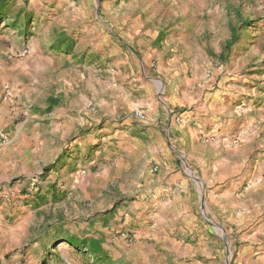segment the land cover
<instances>
[{"label": "rangeland", "instance_id": "374dc122", "mask_svg": "<svg viewBox=\"0 0 264 264\" xmlns=\"http://www.w3.org/2000/svg\"><path fill=\"white\" fill-rule=\"evenodd\" d=\"M5 5L3 21H14L46 60H54L53 90L37 93L61 89L60 111L73 119L61 154L70 164L80 163L84 173L87 168L118 176L103 180L100 192L90 187L89 197L75 190L66 202L45 203L26 240L29 250L17 244L20 256L9 251L12 264H264V0H9ZM233 30L237 37L227 49ZM63 40L71 46L59 52L55 44ZM135 109L150 118L137 119ZM174 112L188 115L178 125L186 124L203 143L239 144L243 129L250 137L244 169L240 153L228 157L231 173L240 171L209 196L170 136L178 165L197 181L200 194L182 206L188 229L175 236L178 247L161 258L156 246L144 251L133 230L134 220L135 227L144 226V208L135 202L142 186L134 185L133 174L140 161L157 164L150 150L138 157L135 142L146 145L164 134L160 118ZM203 120L209 127L203 128ZM135 213L140 214L134 219ZM90 239L100 247L96 253Z\"/></svg>", "mask_w": 264, "mask_h": 264}, {"label": "crops", "instance_id": "0c3cea01", "mask_svg": "<svg viewBox=\"0 0 264 264\" xmlns=\"http://www.w3.org/2000/svg\"><path fill=\"white\" fill-rule=\"evenodd\" d=\"M8 1L0 0V132L10 138L8 145L0 147V264L13 263L9 260V251L14 256H20L21 250H14L17 244L18 247H25L22 251L29 250L30 245L26 240L31 228L38 225V216L45 203L66 202L75 190L82 192L81 197H89L90 187L100 192L103 180L106 181L108 177L111 181L118 177L117 174L108 175V172L103 177L98 169L91 172L87 168L80 175V163L70 164L66 161L67 156L61 154L63 141L74 129L73 119L68 111H60L62 102L58 94H61V89L40 97L37 93L45 89L53 90L54 60H46L37 51L34 41L25 37V33H21V28L15 26L14 21H3L2 8ZM156 32H151L150 37L154 38ZM55 46L60 52L61 48L68 50L71 42L63 40L56 42ZM56 70H61L59 63ZM39 99L41 103L38 102ZM53 100L54 104L51 103ZM68 103L69 101L67 105ZM146 114L150 118L149 113ZM163 118L160 119L166 124L164 134H158L153 142L146 145L140 139L135 142L138 157L145 158L147 150H150V160L159 165V171L155 175L149 174L147 167L150 163L147 164L148 161L144 160L142 164L140 161L132 180L134 185L142 186L138 188L135 202L144 208L141 220L144 226L135 227L134 220L133 230L143 239L144 251L149 252V249L151 251L156 246L159 251L157 257L161 258L163 254L178 247L179 241L175 236L188 229L190 219L183 217L182 206L190 198L199 197L200 194L197 181L178 165L175 149L169 142L170 136L195 167L197 178L209 192V196L214 194L213 189L225 187L231 175L240 171L233 170L231 173V161L228 157L240 153L244 169L246 140L250 137L243 129L237 133L242 139L239 144L203 143L186 124L178 125L171 117L167 120ZM77 120L79 124L80 119ZM202 126L209 127L204 120ZM234 135L236 136L235 133ZM234 135L226 136L235 137ZM150 136L147 134V137ZM209 166L212 173L208 170L207 174L206 168ZM216 172L218 175L213 174ZM33 176L38 177L39 189L30 191L28 186ZM11 188L16 189L15 195L9 200L2 198L1 191ZM184 209L186 210L185 207ZM139 214L135 213L134 219Z\"/></svg>", "mask_w": 264, "mask_h": 264}, {"label": "built area", "instance_id": "2783aa9c", "mask_svg": "<svg viewBox=\"0 0 264 264\" xmlns=\"http://www.w3.org/2000/svg\"><path fill=\"white\" fill-rule=\"evenodd\" d=\"M133 115L134 117H136L137 119L140 120H146L147 119V114L139 109H135L133 111ZM171 119L173 120L174 123L178 124V123H183L185 122V120H187L186 118H188V115L184 114V113H172L171 114ZM10 143V138L7 134L0 132V147H3L5 145H8ZM159 171V166L157 164H149L147 167V172L151 175H155L157 174V172ZM80 175L84 173L83 169H80ZM38 177L37 176H33L30 179L29 182V190L30 191H34V190H38ZM16 189L11 188V189H5L1 191V197L4 198L5 200H9L11 199L14 195H15ZM125 236H127L126 233H123ZM132 241L135 240L134 237L131 239Z\"/></svg>", "mask_w": 264, "mask_h": 264}, {"label": "trees", "instance_id": "16d2710c", "mask_svg": "<svg viewBox=\"0 0 264 264\" xmlns=\"http://www.w3.org/2000/svg\"><path fill=\"white\" fill-rule=\"evenodd\" d=\"M236 37H237V33H235V31L233 30L230 39H228L226 42L225 47L227 49L232 45V43ZM51 103L54 104L55 100H53ZM70 244H73L72 240H71ZM87 244L89 245L90 251L93 253H96V251L100 250V247L96 244V241L94 239H90L89 241H87Z\"/></svg>", "mask_w": 264, "mask_h": 264}]
</instances>
